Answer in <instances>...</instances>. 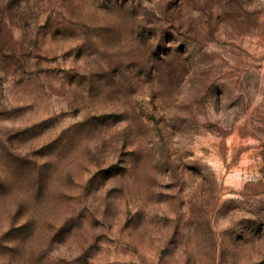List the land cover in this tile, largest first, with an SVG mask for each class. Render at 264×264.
Instances as JSON below:
<instances>
[{
	"label": "rangeland",
	"instance_id": "1",
	"mask_svg": "<svg viewBox=\"0 0 264 264\" xmlns=\"http://www.w3.org/2000/svg\"><path fill=\"white\" fill-rule=\"evenodd\" d=\"M0 264H264V0H0Z\"/></svg>",
	"mask_w": 264,
	"mask_h": 264
}]
</instances>
